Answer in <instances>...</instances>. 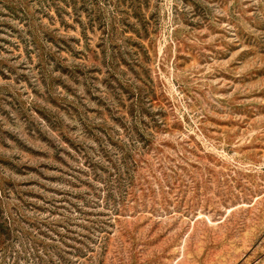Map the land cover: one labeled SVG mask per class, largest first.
I'll list each match as a JSON object with an SVG mask.
<instances>
[{
    "label": "rangeland",
    "instance_id": "obj_1",
    "mask_svg": "<svg viewBox=\"0 0 264 264\" xmlns=\"http://www.w3.org/2000/svg\"><path fill=\"white\" fill-rule=\"evenodd\" d=\"M0 264H264V0H0Z\"/></svg>",
    "mask_w": 264,
    "mask_h": 264
}]
</instances>
